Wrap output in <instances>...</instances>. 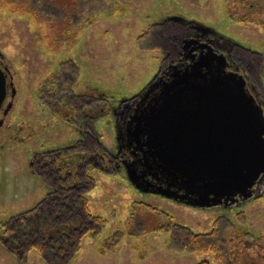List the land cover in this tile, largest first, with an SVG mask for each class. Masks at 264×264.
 <instances>
[{
  "label": "rangeland",
  "instance_id": "374dc122",
  "mask_svg": "<svg viewBox=\"0 0 264 264\" xmlns=\"http://www.w3.org/2000/svg\"><path fill=\"white\" fill-rule=\"evenodd\" d=\"M25 1L0 0V56L17 88L0 139V230L54 192L40 157L80 146V139L92 145L93 135L117 154L116 113L169 65L175 21L197 23L227 41L264 105V0ZM67 97L95 108L78 118L63 102ZM88 158L97 162L90 160L85 196L104 224L82 239L71 264H222L219 252L177 249L176 226L205 235L223 222L225 232L264 244V184L236 201L203 206L139 189L129 165L116 169L94 153ZM254 246V257L264 253V245ZM0 264H21L2 238ZM23 264L47 263L31 251Z\"/></svg>",
  "mask_w": 264,
  "mask_h": 264
},
{
  "label": "water",
  "instance_id": "95a60500",
  "mask_svg": "<svg viewBox=\"0 0 264 264\" xmlns=\"http://www.w3.org/2000/svg\"><path fill=\"white\" fill-rule=\"evenodd\" d=\"M224 60L201 56L175 73L141 116L135 133L147 132L155 175L175 184L150 190L209 206L246 195L264 174V109L242 76L223 70ZM7 94L0 69V110ZM127 174L147 190L135 169Z\"/></svg>",
  "mask_w": 264,
  "mask_h": 264
},
{
  "label": "trees",
  "instance_id": "16d2710c",
  "mask_svg": "<svg viewBox=\"0 0 264 264\" xmlns=\"http://www.w3.org/2000/svg\"><path fill=\"white\" fill-rule=\"evenodd\" d=\"M70 88L67 87L68 90ZM75 99L77 100L72 101L67 97L63 102L74 111L77 109V117H83L87 114L84 111L89 112V109L95 108L88 104L82 107L81 100ZM80 120L83 124L87 121L85 117ZM97 139L93 135L95 143L92 145H76L39 158L40 161L53 160L49 165L46 164L41 174L53 186L54 192L35 208L4 224L0 230L4 246L18 257L21 264L27 261L31 251H36L47 264H71L78 255L82 239L100 232L104 221L90 213L85 196L86 183L92 182L87 173L91 160L88 156L94 153L103 162L111 158L107 150L101 144L98 145ZM61 161L63 164H60ZM233 232H225L223 222H218L212 232L205 235L194 234L186 227L176 226L173 228L172 242L177 249L183 251L219 252L221 258L218 256V259L222 264H264V253L255 257L251 254V246L255 244L254 247L257 245L260 248L264 245H261L262 240L250 243L249 240L240 238L244 233ZM225 233L232 235L227 236Z\"/></svg>",
  "mask_w": 264,
  "mask_h": 264
},
{
  "label": "flooded vegetation",
  "instance_id": "af4514ba",
  "mask_svg": "<svg viewBox=\"0 0 264 264\" xmlns=\"http://www.w3.org/2000/svg\"><path fill=\"white\" fill-rule=\"evenodd\" d=\"M175 22H178L179 25L176 27V30H178L177 36L170 43L171 51H168V55H172V57L169 65L167 67L164 66L162 73H160L159 77L155 79L153 83L147 86L133 100L124 105L119 113H116V116H118L116 117V125L118 126L119 132V150L117 154H110L111 158L109 159V163L113 162L116 169L122 168L123 164L131 166L135 169L137 174L140 175L141 180L144 182V186L148 189H167L175 184L164 179L160 174L155 175L159 172V168L156 165L154 166V160L146 148L145 143L147 141V132L143 131L138 134L135 132L138 130L137 125L139 120L142 124L144 123L143 119H140L141 116L147 114V111L154 105L155 99L159 96L163 84L170 82L175 73L190 68L201 56L216 55L224 57L225 60L223 62L225 67L223 70L231 74H237L242 77L244 76L247 81V87L249 86V91L250 89L255 91L254 96L264 109L263 101L258 94H256L257 92L254 85L253 89L248 73L243 70L242 63L237 57V53H235L236 51H234L233 47H231L227 41L209 30L202 29L197 23H190L181 20ZM0 69L7 76L8 89L7 98L0 110V139H2V130L6 128V121L9 119L10 112L13 109L14 99L17 95V88L14 83L12 72L6 66L1 56ZM143 129L146 128L143 126ZM22 133L23 130H19L18 134H20V136L17 137L19 143L24 141L21 136ZM9 139L10 137H8L6 141ZM84 141L85 139H80L77 143L85 145ZM71 147L73 146H70L69 148ZM46 155L48 156L50 154ZM79 158L83 159L84 157L79 156ZM91 159L93 160V158ZM51 161L53 160L51 159L49 162L47 161V165H49ZM96 162L97 161H94V163ZM261 184H264V174L260 177L257 183L253 185L249 192L253 193L255 188ZM242 197H244V195ZM242 197L240 196L237 199ZM237 199H234L233 201H236ZM186 201L190 202L188 199ZM223 202L226 203L225 200Z\"/></svg>",
  "mask_w": 264,
  "mask_h": 264
}]
</instances>
